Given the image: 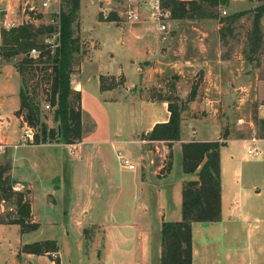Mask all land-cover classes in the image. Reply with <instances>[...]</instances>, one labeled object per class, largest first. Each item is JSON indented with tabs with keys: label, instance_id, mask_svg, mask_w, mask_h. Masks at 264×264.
<instances>
[{
	"label": "rangeland",
	"instance_id": "obj_1",
	"mask_svg": "<svg viewBox=\"0 0 264 264\" xmlns=\"http://www.w3.org/2000/svg\"><path fill=\"white\" fill-rule=\"evenodd\" d=\"M39 2L5 0V5L10 8L8 18L16 25L48 24L59 5L51 1L47 8L41 9ZM262 4L264 0H227L221 5L226 8V15H240L223 32L220 29L226 24L221 21L220 7L216 17L172 20L170 36L165 41L160 38L152 23L126 21L120 0H93V3L80 0L77 18L72 23L73 36L78 37L79 46L73 59L78 58L79 54L92 53L102 48L110 56L118 54L130 58V62L122 61L120 64L124 70L131 67L132 74L127 78L121 73L114 80L108 78L106 83H114V100L138 105L128 109L117 103L96 105L93 99L97 98L98 92L94 81L90 82L86 89L90 99L85 100L82 112L84 140H97V137L113 140L118 138L117 133H121L127 140H141L146 135L142 131L153 114L147 110V105L153 104L152 107L163 112L164 100H174L175 96L183 107V136H187L192 126L198 131L196 137L208 139L222 140L223 133L227 131L226 144L220 150L221 219L209 226L199 227L193 233L199 264H264V124L260 122V119L264 120V110L261 109L264 105V12L259 20V44L253 51L251 49L255 7ZM30 6L32 9H29ZM86 22L92 24V27L85 30ZM39 38L43 42L55 43L51 32ZM80 39L85 43L82 44ZM205 61L208 65H205ZM207 66L210 71H206ZM255 76L260 79L256 84ZM19 78L14 61L0 60V137L16 141L25 124L21 119L16 122L13 117V110L18 105ZM192 87L196 93L190 101L187 98ZM45 103L42 101L40 104V119L48 128L55 127L52 108H44ZM239 117L247 122L238 124ZM252 136L261 140L257 143V153L249 156L247 147L252 143L247 139ZM99 144L84 143L83 150L79 146L75 153H69L66 146L60 145L19 147L18 152L24 156L23 167L28 168V160L34 161L43 183L40 180L38 184L32 181L28 188L25 183H15L11 178L14 181L12 190L20 192L22 198L28 201L33 212L29 221L36 223L37 227L28 232H20L17 225H0V264H53L58 259L57 252L39 254L29 261L20 258L23 254H18L19 260L16 261L13 255L18 243L49 238L55 240L60 264H97L93 261L96 258L95 242L104 233L103 228L107 225L112 228L115 224L128 226L131 222L139 224L137 218L142 214L140 209L144 207L139 200L136 205L133 201L129 203V199H124L125 205L120 206L101 204L97 195L103 194L105 190L88 187L87 175L83 179L77 170L82 162L78 155L82 156L83 151L96 148ZM116 145V158L112 160L120 170L125 171L121 166L128 171H139L141 167L147 173L154 170L158 181L167 176L164 187H170L164 189L163 194L164 220H171L167 217L177 212L176 205L185 182L180 187L184 176L181 151L174 147L172 152V147L167 149L163 143L152 141L141 144L137 140L130 144ZM125 145L129 147L128 152L123 148ZM142 149L150 155L143 153ZM6 150L0 152V165L8 163ZM168 150L172 153L169 172L166 167ZM45 157L48 160H44ZM49 157H53L54 163ZM120 157L127 158L135 167L128 169L123 166ZM55 159L59 164L55 163ZM53 172L60 177L52 182L53 185L61 186L55 192L54 202V194L46 196V199L43 194L46 189L52 193L48 180ZM6 173L9 174V170ZM22 174L26 176L27 173ZM36 174L32 172L31 176ZM95 176L102 178L103 174L98 171ZM73 180L78 184L75 189L71 187ZM156 208L157 203L151 197L146 213L152 233H159L162 223V216L159 218L156 215ZM14 211L13 198L0 200L2 221L12 219ZM112 218L120 222L114 224ZM130 228L132 230L128 231L127 228L126 231L137 233L136 228ZM114 259L106 262L115 263ZM122 264H131V260L126 257Z\"/></svg>",
	"mask_w": 264,
	"mask_h": 264
},
{
	"label": "trees",
	"instance_id": "obj_2",
	"mask_svg": "<svg viewBox=\"0 0 264 264\" xmlns=\"http://www.w3.org/2000/svg\"><path fill=\"white\" fill-rule=\"evenodd\" d=\"M227 0H169L172 20L216 17L218 8ZM58 26L21 23L9 29H0V60L14 61L19 75L18 105L13 115L34 129L33 143L60 141L75 144L81 141L80 92L70 87V73L75 63L73 55L78 52V37L73 36L72 23L77 18L80 0H58ZM264 4L255 7L251 30V49L259 44L260 17ZM240 13L221 17V32L229 28ZM58 31L57 46L52 51L41 38ZM38 51L36 58L28 55L29 49ZM19 56V57H16ZM17 58V59H15ZM101 77V88H106ZM196 90L192 87L187 100H193ZM42 96V97H41ZM46 101L52 108L55 127L48 128L40 119V104ZM169 118L166 122L155 123L143 139L164 141L168 146L180 140L181 112L183 107L177 96L166 98ZM264 124V120L260 119ZM222 140L187 141L181 143L182 172L196 175L195 179L184 182L181 189L180 214L177 221L162 220L160 230L159 264H192V224L217 222L221 219L220 150L226 143L227 131ZM172 153L168 152L166 162L169 172ZM8 163L0 165V200L13 198L14 217L0 222L15 224L20 232H28L37 227L30 222V208L22 194L12 190L14 181L6 173ZM54 240H41L23 244L21 251L32 254L54 253ZM53 264H58V259Z\"/></svg>",
	"mask_w": 264,
	"mask_h": 264
},
{
	"label": "crops",
	"instance_id": "obj_3",
	"mask_svg": "<svg viewBox=\"0 0 264 264\" xmlns=\"http://www.w3.org/2000/svg\"><path fill=\"white\" fill-rule=\"evenodd\" d=\"M92 3V0H90ZM5 0H0V14L2 17H10L9 15V6L5 5ZM6 6V7H5ZM103 10V9H102ZM106 14V13H105ZM92 27V24L84 23V29ZM83 29V28H82ZM83 39H80V42L82 44L85 43ZM107 51L105 49H99L94 50V52L90 53L87 52L86 54H82L78 56V58L75 59V63L72 64L71 67V73H70V87L73 90L80 92V107H81V124H82V112L84 109V102L85 100L90 99L87 94V85L94 81L98 95L96 99H93L96 103V105L101 106L103 103L108 104H119L126 106L128 109L130 106L135 105L134 107H137L138 105L135 103H130L128 101L123 100H114L113 94L116 90V88L113 86L114 83L112 81L111 85H107L106 80L108 78L114 80L116 77L123 73L127 78L129 74H132L131 67H126L124 70L121 68L120 62H130V58L126 57L123 58L121 55H108L106 53ZM106 53V54H105ZM125 62V63H126ZM205 65H208V63L205 61ZM230 63L232 64V61L230 60ZM206 71H210V67L207 66ZM101 77L105 78V81L103 83L105 84L106 88H101ZM256 80L254 84H256V81H259L258 77H256ZM113 86V87H112ZM153 104L147 105L149 106L147 110L152 112L153 114L150 115L149 120L142 131L143 133H147L150 131L155 123L160 122H166L169 118V111L167 109V102H164V111L160 112L157 107H152ZM160 108V107H159ZM16 109V108H15ZM14 109V110H15ZM13 110V111H14ZM15 117L14 119L17 120L20 119L19 117ZM160 117V118H159ZM181 137L180 140L175 141L172 143V152L173 148L176 147L177 150L181 151V143L187 142V141H207V140H216V138L208 139L205 137H196L197 130L195 128L190 127L189 132L186 134L187 136H183L184 133L182 131V124H183V113H181ZM141 133V132H140ZM117 139H107L106 137H97L98 139H89L84 140L83 139V126H82V138L81 141L78 143H75V149H73V153H75L76 149L79 148L81 151L83 150V144L84 143H100L99 146L96 148L87 149V151H83V155L80 157L81 164L78 166L79 173L81 172V177H85L87 175V182L88 187L94 186L96 189H104L105 192L103 194L98 193L97 197L98 200H100L101 204H105L110 207L114 206H120L125 205L126 201L124 199H129V203L132 201L135 203L140 201L141 205H144L142 209V214L138 216L139 224H134V222H131V225L123 226L119 224L118 226L115 224L119 223L120 220H114L112 218L111 222L115 224V227L108 228V225L106 228H103L104 233H101V238L99 241L95 242V250H96V258H94L93 261H95L97 264H108L106 261L113 259L115 257L114 261L115 263L112 264H122L126 257L127 259L131 260V264H159V257H160V251H161V245H160V230L161 226H159V233H152L151 232V226L149 224V219L147 216V205L149 202V199L154 198L155 202L157 203V211L156 215L161 220H164L165 215V207L163 202V194L164 189H167L169 187H164V181L166 182V177H163L162 180L158 181V177H156V172L149 171L148 173L144 171L143 167L142 169L137 171H128L126 168L122 167L125 171L120 170L116 162H113L112 158H116V144H130L132 141L137 142V140L142 144L144 141L151 142L150 140L146 139H131L127 140L126 137H123L121 133H117ZM1 141L7 142V143H13L16 140H8L6 137L1 136ZM157 143H163L164 147L166 146L167 149H169V146L164 141H152ZM39 145H49V146H66L68 150H70V147L68 144H64L60 141H52V142H45V143H39L29 146H39ZM22 147L23 145H19L15 148L8 147L6 150V158L7 162L9 164V175L12 179L15 180V183H25L28 188L31 187L32 181H35L38 184V180H40V175H38V169L36 168V163L30 160L27 161V167L24 168L22 161L24 159V156L21 155L22 152H18L19 147ZM125 148V151H129V147L127 145L123 146ZM151 149V148H150ZM131 150V149H130ZM143 153L149 154V152L146 150L144 151L142 149ZM169 152V150L167 151ZM20 153V154H19ZM70 153V152H69ZM150 155V154H149ZM140 156V155H139ZM51 161L54 163L53 157H49ZM1 159V158H0ZM44 160H48V158L45 157ZM55 163L59 164L58 161L55 159ZM120 166V165H119ZM27 170V172L25 171ZM25 171V172H24ZM100 172L103 174L102 178H97L95 174L97 172ZM32 172H36L37 174L32 177ZM22 173H27L26 176H23ZM94 176L96 179H94ZM58 177V178H57ZM196 175L194 174H185L182 176V181L180 183V187L184 181L195 179ZM57 179H60L59 175L53 172V176H50L48 180L49 186H51L50 190H52V193H49L48 189L43 191L44 198L46 199V196L53 195V202L55 201V192L60 189V184L53 185V181ZM41 181V180H40ZM76 180H73L72 186L73 189H75L76 186H78ZM82 181V179H81ZM95 181V182H94ZM40 183H43L42 181ZM52 184V185H51ZM94 184V185H93ZM96 185V186H95ZM90 189V188H89ZM180 189V188H179ZM82 190V189H81ZM91 190V189H90ZM180 192V190H179ZM180 202H181V195H179V201L176 205L177 212L167 217V219L171 218V220H165V221H177L181 218L180 214ZM50 203V202H49ZM221 206H222V193H221ZM30 208V205H29ZM30 215L33 214L32 208H30ZM86 212V211H84ZM118 213V210H116ZM34 217V216H33ZM134 217V214H133ZM35 220V219H34ZM31 221V220H30ZM36 221V220H35ZM135 221V220H134ZM218 222V221H217ZM212 223H207L206 225H201L198 222H194L192 224V264H199L198 263V250L196 247V243L193 240V233L199 229V227L202 226H209ZM0 225H5V223L0 222ZM15 225V224H10ZM111 224L110 226H112ZM130 226L136 228L137 233H129L128 231L132 230ZM129 229L126 231V229ZM108 229V232H105V230ZM112 229V230H111ZM114 230V231H113ZM113 232V233H112ZM136 235V237H134ZM43 240H54V239H43ZM41 241V240H38ZM55 241V240H54ZM26 243H18V246L13 250V255H15V260L18 261L19 257L18 254H23L22 258L24 261L34 260L36 254L32 253H24L21 251V246ZM58 254V264L59 262V253L58 250H56ZM96 259V260H95ZM92 261V260H91Z\"/></svg>",
	"mask_w": 264,
	"mask_h": 264
},
{
	"label": "built area",
	"instance_id": "obj_4",
	"mask_svg": "<svg viewBox=\"0 0 264 264\" xmlns=\"http://www.w3.org/2000/svg\"><path fill=\"white\" fill-rule=\"evenodd\" d=\"M51 1H54L58 5V0H40L39 7L41 9L47 8L50 5ZM120 2L122 3V15L126 21L131 23L148 21L153 25H155L158 35L163 41L169 38L170 22L172 21L171 18L172 12H171V8L169 7V0H120ZM29 9H32V6H30ZM55 12L56 14L53 17H51L48 21L49 22L48 24L52 25V27L58 26V9L55 10ZM220 12H221V16H225L227 14L226 8L220 7ZM104 15L106 14L104 13ZM14 26H16V24L12 19L6 18L5 16L0 18V29L1 28L9 29ZM57 36H58V31L56 29V31L51 32V38L55 40V43L53 44L45 41L48 44V47L50 48L51 51L58 44ZM37 54L38 51H36L34 48H31L28 51V55L31 58H36ZM44 108H49L48 104H45ZM261 109L264 110V105L261 106ZM245 122L247 121L244 118L239 117L237 119L238 124L242 125ZM248 122H249L248 124L252 125L250 121ZM33 136H34V129H32L30 126H27L26 124H23V126L21 127V133L19 135L18 141H15L13 143H7L0 140V152H3L8 147L15 148L19 145H33L35 144L33 143ZM260 140L261 139L257 138L256 136H252L247 139V141L252 143L251 146L247 147V154L249 156H252L253 154L257 153L258 151L257 143ZM68 146L70 147L69 152L72 153L73 149H75V144H68ZM121 160L123 162L122 165L127 167L128 169H133L135 167V165L131 163L127 158L122 157Z\"/></svg>",
	"mask_w": 264,
	"mask_h": 264
},
{
	"label": "water",
	"instance_id": "obj_5",
	"mask_svg": "<svg viewBox=\"0 0 264 264\" xmlns=\"http://www.w3.org/2000/svg\"><path fill=\"white\" fill-rule=\"evenodd\" d=\"M202 224H203V225H206L207 223L204 222V223H202Z\"/></svg>",
	"mask_w": 264,
	"mask_h": 264
}]
</instances>
